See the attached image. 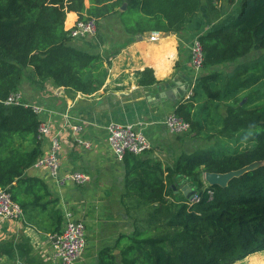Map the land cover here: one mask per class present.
Segmentation results:
<instances>
[{
  "label": "trees",
  "instance_id": "1",
  "mask_svg": "<svg viewBox=\"0 0 264 264\" xmlns=\"http://www.w3.org/2000/svg\"><path fill=\"white\" fill-rule=\"evenodd\" d=\"M84 3L0 0V187L20 204L18 217L24 224L55 233L62 231L63 214L55 208V199L49 200L46 182L27 173L44 153L38 137L42 115L32 106L5 100L21 90L25 77L36 82L52 78L57 86L87 94L103 86L105 58L75 46L65 29L68 11H77L79 18L94 16L98 25L110 14L103 0H90L86 15ZM222 3L235 11L223 23ZM114 5L120 7L124 28L133 34L161 30L185 35L196 17L203 21L198 37L204 69L194 93L175 112L200 136L212 116L210 110L203 115V108L223 101L226 110L213 115V143L179 152L172 164L142 153L125 155L126 194L135 199L129 202V233L115 245L102 247L97 264H231L264 250V103H256L264 91L256 96L249 91L264 71L255 76L243 65L225 67L264 50V0H114ZM135 74L141 85L160 82L151 67ZM256 160L263 163L226 186L203 178L206 171L228 172ZM181 181L197 186L200 201L191 203L176 192ZM208 189L214 190L212 197ZM43 214L49 217L43 219ZM0 251L10 260L21 254L34 261L25 242L1 241Z\"/></svg>",
  "mask_w": 264,
  "mask_h": 264
},
{
  "label": "crops",
  "instance_id": "2",
  "mask_svg": "<svg viewBox=\"0 0 264 264\" xmlns=\"http://www.w3.org/2000/svg\"><path fill=\"white\" fill-rule=\"evenodd\" d=\"M103 2L109 6L110 14L100 20L97 33L71 40L75 46L100 53L105 58L108 74L103 86L87 94L57 86L52 78L36 82L25 77L20 90L25 101L44 107L42 118L52 125V136L62 143L60 175L73 170L90 174L89 181L75 183L71 180L60 182L47 168L32 166L27 170L29 175L38 176L46 182L52 193L49 200L55 199V208L62 212L63 218L66 210H70L76 218L85 222L87 244L77 264H97L102 247L115 245L123 233H129L126 206L135 199H129L126 194L125 164L117 158L109 144L106 125L119 121L137 123L142 127L152 142V146L141 154L144 158L172 164L173 157L182 149L185 141L183 137H177L183 134L171 132L165 118L175 112L181 101L190 97L188 94L196 76L191 63V46L195 37L199 36L203 22L196 17L189 24V34L163 31L159 38L153 40L150 38L151 31L133 34L126 30L118 15L120 7L114 5V0ZM84 5V13L88 15L90 0H85ZM77 18V11H68L65 29L68 30ZM146 67L154 69L160 82L139 84L135 72ZM74 125L81 128L76 130ZM83 141H89L90 146ZM51 144V136H45L44 152L51 148ZM184 183L194 186L181 181L179 187ZM176 192L183 190L178 188ZM42 217L47 219L49 216L43 214ZM17 223L22 225L31 243L32 240L38 243V255L43 264H61L52 244L57 233L24 224L18 216L0 223V242H24V236L18 233L21 225L15 228ZM48 227H53L52 223ZM115 251L119 252V249ZM28 253L35 260L32 250ZM9 262L10 257L0 251V264ZM231 264H264V250Z\"/></svg>",
  "mask_w": 264,
  "mask_h": 264
},
{
  "label": "built area",
  "instance_id": "3",
  "mask_svg": "<svg viewBox=\"0 0 264 264\" xmlns=\"http://www.w3.org/2000/svg\"><path fill=\"white\" fill-rule=\"evenodd\" d=\"M72 38H84L93 36L98 31V20L94 16H86L79 18L69 28ZM161 30L151 31L150 38L157 39L162 34ZM191 63L195 70V78L188 96H191L194 91L196 79L202 74L204 69V51L203 45L199 37H195L191 46ZM6 103L24 104L32 106L38 114H42L44 107L39 103H30L24 100L21 91L11 93L5 100ZM165 124L171 132L179 134H187L191 130V123L178 115L176 112L170 113L165 118ZM74 129L79 130L81 126L74 125ZM108 131L109 144L116 154L117 158L123 160L127 153L141 154L152 146V142L137 123L133 122H119L111 121L106 125ZM53 127L45 120H42L39 127V138L43 139L45 136H51V148L44 152L33 164V167L47 168L53 177L60 182L71 180L75 183H85L90 180V174L80 170H73L64 175H60V151L62 143L57 137H53ZM86 146H90L89 141H83ZM208 193L212 197L214 195L213 189H208ZM201 196L195 192L189 201L191 203L200 201ZM22 208L20 204L12 197V193L7 189L0 187V223L6 219L20 216ZM64 227L60 233L53 236V249L55 254L59 257L61 264H77L79 258L85 251L87 244V227L82 219L76 218L74 213L66 210L64 214ZM7 264H27L21 260H16Z\"/></svg>",
  "mask_w": 264,
  "mask_h": 264
},
{
  "label": "rangeland",
  "instance_id": "4",
  "mask_svg": "<svg viewBox=\"0 0 264 264\" xmlns=\"http://www.w3.org/2000/svg\"><path fill=\"white\" fill-rule=\"evenodd\" d=\"M221 10H222V18L221 21L223 23V20H228L231 18V16H233L235 14V11L233 8L228 7L226 4L222 3L221 4ZM111 23H114V21H112ZM236 65H243V69L247 68L248 72H253L254 75L256 76L257 74L262 73L264 70V50H254L253 52H251L249 55L234 61L232 64H227L225 67L227 68L226 70H232L235 68ZM252 66V67H251ZM256 88V89H253ZM252 89V92H254V96L257 95L258 92H260V90L264 91V76L262 78L259 79V81L257 83H255L252 87H250L249 91ZM243 93L246 94V91H244ZM263 102L264 103V95H262L261 97L256 99V103H260ZM210 110L212 116L208 117V122L206 123V126H204V133H202L200 136L196 134L195 131H190L187 134H183V135H179L177 138H182L184 139L185 143L181 145L180 151H188V150H193L197 147L200 146H207L211 143H213L212 141L214 140V138L212 137V135H214L216 133V130L214 129V124H212L213 121V115L215 114H224L225 110H226V106L224 104L223 101H217V102H211L209 104L208 107L203 108L202 114L207 116V111ZM211 135V136H210ZM179 151V152H180ZM176 157V155H175ZM175 157H173V160L175 159ZM121 208V207H120ZM127 209H129V204L126 206ZM121 215V214H120ZM127 215H128V221L130 223L129 220V210L127 211ZM21 224L16 225L15 228H18ZM19 235H23L24 239L23 240L26 244L29 250H32V255H34L35 260L33 262H28V258L27 256L24 257L21 254L18 255L15 259H11L10 262H13L14 260H21L27 264H43L42 258L38 255V243L32 240V243L26 238L25 236V231H23L22 225L21 228L19 229ZM6 241V240H4ZM9 262V263H10Z\"/></svg>",
  "mask_w": 264,
  "mask_h": 264
},
{
  "label": "water",
  "instance_id": "5",
  "mask_svg": "<svg viewBox=\"0 0 264 264\" xmlns=\"http://www.w3.org/2000/svg\"><path fill=\"white\" fill-rule=\"evenodd\" d=\"M126 7H127V5H126V3H124L121 8L125 9ZM167 32H169V31H167ZM262 163H263L262 161L256 160V161H253L247 165H244L241 168L233 169V170H230L228 172L206 171L204 173V179L207 183H209L211 185L226 186L233 177L239 176L248 170L254 169V168L258 167L259 165H261ZM173 186L176 187L175 184H173ZM179 188L183 190V192L185 193V195L188 198H191V196L197 190L196 185L192 186L189 183L181 184Z\"/></svg>",
  "mask_w": 264,
  "mask_h": 264
}]
</instances>
